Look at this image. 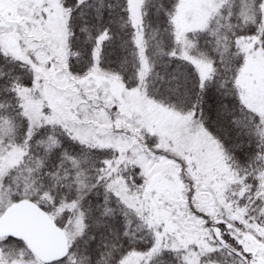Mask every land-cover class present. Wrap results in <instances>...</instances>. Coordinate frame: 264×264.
<instances>
[{
  "label": "snow or ice",
  "instance_id": "obj_1",
  "mask_svg": "<svg viewBox=\"0 0 264 264\" xmlns=\"http://www.w3.org/2000/svg\"><path fill=\"white\" fill-rule=\"evenodd\" d=\"M0 264H264V0H0Z\"/></svg>",
  "mask_w": 264,
  "mask_h": 264
}]
</instances>
